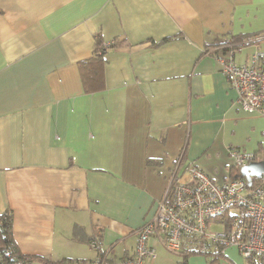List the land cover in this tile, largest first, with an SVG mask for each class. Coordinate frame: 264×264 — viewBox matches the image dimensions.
Returning <instances> with one entry per match:
<instances>
[{
    "label": "crops",
    "instance_id": "1",
    "mask_svg": "<svg viewBox=\"0 0 264 264\" xmlns=\"http://www.w3.org/2000/svg\"><path fill=\"white\" fill-rule=\"evenodd\" d=\"M262 34L264 0H0V215L19 253L91 262L99 239L109 261L133 257L188 166L222 183L232 150L264 157V115L240 108L214 50L240 38L250 63ZM99 40L113 46L86 79Z\"/></svg>",
    "mask_w": 264,
    "mask_h": 264
},
{
    "label": "built area",
    "instance_id": "2",
    "mask_svg": "<svg viewBox=\"0 0 264 264\" xmlns=\"http://www.w3.org/2000/svg\"><path fill=\"white\" fill-rule=\"evenodd\" d=\"M255 40L264 41V34ZM232 46L228 41L214 48L220 71L237 92L240 108L264 115V50H257L250 63L238 64ZM231 154L240 175L245 165L264 160L238 149ZM186 174V180L172 179L154 219L138 230L135 256L109 261L102 241L94 239L89 245L98 256L89 264H153L158 251L152 239L181 258L189 255V264L193 257L203 259V264H224L231 248L239 252L244 264H264V174L253 178L259 180L255 187L242 175L217 183L193 165L186 168ZM227 212L225 219L222 216ZM18 264L33 263L19 260Z\"/></svg>",
    "mask_w": 264,
    "mask_h": 264
},
{
    "label": "trees",
    "instance_id": "3",
    "mask_svg": "<svg viewBox=\"0 0 264 264\" xmlns=\"http://www.w3.org/2000/svg\"><path fill=\"white\" fill-rule=\"evenodd\" d=\"M242 39L240 38H233L231 43H238ZM113 45L106 46L103 43H100V40L97 42L96 51L94 58L92 60L84 61L82 62V70L86 71L88 70V75L86 79H90V73H94L95 75L100 77V69L103 64V58L104 55L107 53V51L112 47ZM234 48V47H233ZM93 62L92 65H89ZM89 65V66H88ZM233 177H238L240 175V169L236 166L233 167ZM259 184L258 179L252 180V187H255ZM172 189V188H171ZM171 195V191L169 193ZM222 217L225 219H228L229 215L228 212L224 214ZM19 260H26L24 256H22L12 238V215L10 213H6L4 215H0V264H18ZM189 255L186 257L181 258L176 263L178 264H189ZM67 262V263H66ZM83 264L84 261H63L59 263H52V264ZM174 263V264H176ZM47 264V263H46ZM50 264V263H49Z\"/></svg>",
    "mask_w": 264,
    "mask_h": 264
},
{
    "label": "rangeland",
    "instance_id": "4",
    "mask_svg": "<svg viewBox=\"0 0 264 264\" xmlns=\"http://www.w3.org/2000/svg\"><path fill=\"white\" fill-rule=\"evenodd\" d=\"M229 257H230L229 258L230 264H244L243 258L241 257V255L239 254V252L237 250L230 251ZM178 260H180L179 256L167 251L166 249H164L160 253V261H159L160 264H174ZM25 261H30V260L26 259ZM67 261H70V260H67ZM200 262H201V264L203 263L202 260H200L199 258H194L191 260V264H199ZM83 264H89V262H85Z\"/></svg>",
    "mask_w": 264,
    "mask_h": 264
},
{
    "label": "water",
    "instance_id": "5",
    "mask_svg": "<svg viewBox=\"0 0 264 264\" xmlns=\"http://www.w3.org/2000/svg\"><path fill=\"white\" fill-rule=\"evenodd\" d=\"M264 174V160L258 162H252L245 165L241 169V175L248 181V185L252 187V179L254 177H260Z\"/></svg>",
    "mask_w": 264,
    "mask_h": 264
}]
</instances>
